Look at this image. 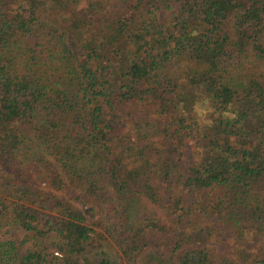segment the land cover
Wrapping results in <instances>:
<instances>
[{"label": "trees", "instance_id": "1", "mask_svg": "<svg viewBox=\"0 0 264 264\" xmlns=\"http://www.w3.org/2000/svg\"><path fill=\"white\" fill-rule=\"evenodd\" d=\"M122 2L83 29L75 0H0V264H112L87 254L146 231L152 264H216L202 237L228 247L221 264H264V147L249 141L264 130V0ZM185 87L207 104L204 132ZM129 106L161 117L155 144L120 137ZM134 185L159 218L130 222Z\"/></svg>", "mask_w": 264, "mask_h": 264}, {"label": "rangeland", "instance_id": "2", "mask_svg": "<svg viewBox=\"0 0 264 264\" xmlns=\"http://www.w3.org/2000/svg\"><path fill=\"white\" fill-rule=\"evenodd\" d=\"M122 4V0H91L90 5H88L85 0H75V3L71 8L73 11L71 13L72 20L74 15L76 16L77 13L82 14L84 12H87L91 20L90 23L89 21L87 23H84L82 28L84 29L87 25L88 28H90L91 26L95 29H98L100 27L103 28L104 23H108L111 18H114L119 14ZM72 20L67 21L60 19L59 24L61 25V27H63L64 31L67 32L68 39H78V37L76 36H79L80 34L77 33L78 28L77 26H75V24H73ZM185 90L187 91V93H182V98L185 100L184 103L186 105L185 115L186 117L189 116L188 121L195 120L197 122L198 132H204L206 129V125L210 124L206 111L207 104L200 101L197 102L196 100L200 99L198 98L199 95L189 90V88L185 87ZM156 114H154L152 109L149 111L140 107L136 108L133 106H129L125 110L123 109L121 114V125L123 129L126 130V134L124 136L120 135V137L122 139L125 138L126 142H133L134 144H155L156 139L158 138L157 124L161 120V117L157 116ZM253 123L254 121L251 120V124ZM250 126V143L253 142L261 144L264 147V130H255L253 132L254 127L252 125ZM191 154L192 152L189 151L187 155L190 157ZM148 172L149 171H146L144 173L142 172V174L139 175L138 179L143 180L147 175L151 176ZM34 179L35 185L39 186L42 191L47 192L58 199L67 201L74 206H77L76 200L74 198L75 195L71 194L69 190H65L64 186L62 188H59L58 184L50 181L49 178L39 179V177L35 176ZM137 185H134L132 188V192L134 194V202L129 208L130 222L133 225H137L138 223L141 224L143 222V218L147 217L148 215L154 218H159L163 213L160 208L151 205L140 195H136V191L139 190V186ZM196 219L198 220L199 218L197 217ZM202 229L205 230V226L202 225ZM19 236H21V234H19ZM262 236L264 235L262 234ZM155 240L156 236L150 231H146L136 240L132 241L131 239H129L128 241H124V244L122 243V245L133 247L132 249L126 250V252L124 253L119 249V247L111 238L105 236V240L102 243L101 248L94 251H89L87 257L91 260H97V258L100 257L99 252L104 251L106 255L112 260V264H152L154 256L152 247ZM192 245L206 250L213 257L216 264H221L222 262L227 261L231 256L228 247L224 243L219 242L217 238H198L196 239V241H192ZM24 246H27V243L22 247Z\"/></svg>", "mask_w": 264, "mask_h": 264}]
</instances>
